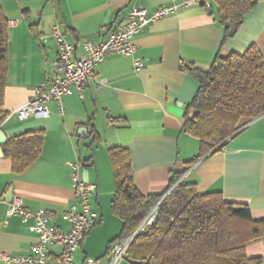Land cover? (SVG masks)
Returning a JSON list of instances; mask_svg holds the SVG:
<instances>
[{"label":"crops","instance_id":"crops-1","mask_svg":"<svg viewBox=\"0 0 264 264\" xmlns=\"http://www.w3.org/2000/svg\"><path fill=\"white\" fill-rule=\"evenodd\" d=\"M181 1L0 0L9 20L3 110L8 113L24 104L49 78L58 56L55 25L79 54L86 40L100 42L109 30L126 23L133 7L151 13ZM224 38L215 0L210 6L180 7L136 35V55L144 63L140 69L132 55L109 54L94 67L82 93L73 86L63 96V112L50 101L45 117H5L1 129L6 140L40 128L46 136L40 156L19 174L13 173L12 160L0 155V253L29 255L38 241L21 218L7 214L12 201L5 199L12 189L28 209L47 210L57 226L69 230L64 214L76 201L70 164L85 161L83 171L97 184L91 202L99 221L84 237L74 263L92 258L110 264L111 242L123 227L111 209L115 180L109 149L114 146L130 150L135 183L145 195L164 192L172 174L183 173L180 180L197 184L200 193L222 191L226 200L247 204L254 219H264V115L242 119L245 126L222 148L189 163L200 153L201 143L184 130V113L199 84L180 70V62L207 70L218 54H243L251 45L264 56V0L234 35ZM83 127L86 133L79 131ZM49 249L52 259L60 251L56 245ZM246 254L263 258L264 264V238L249 243ZM0 264L6 263L0 259ZM117 264L132 263L123 259Z\"/></svg>","mask_w":264,"mask_h":264},{"label":"trees","instance_id":"trees-1","mask_svg":"<svg viewBox=\"0 0 264 264\" xmlns=\"http://www.w3.org/2000/svg\"><path fill=\"white\" fill-rule=\"evenodd\" d=\"M258 2L215 0L218 21L225 29L224 39L230 36L228 20L241 26ZM8 26L9 20L0 4L2 120L7 114L3 106L9 69ZM179 68L199 84L184 113V130L201 143L200 153L190 164L222 148L245 126L240 124L242 119L264 115V56L257 46L251 45L243 54H218L207 70L187 60H182ZM45 136V129L40 128L4 142V156L12 160L13 173H21L40 156ZM109 157L115 180L111 209L123 221L121 234L111 245L136 232L154 209L156 215L154 222L136 235L124 259L132 264H260L263 261L261 257L249 258L246 254L249 243L264 238V219H254L247 204L226 200L222 191L200 193L197 184L180 180L183 173H173L164 192L145 195L135 183L130 150L114 146L109 149Z\"/></svg>","mask_w":264,"mask_h":264},{"label":"built area","instance_id":"built-area-1","mask_svg":"<svg viewBox=\"0 0 264 264\" xmlns=\"http://www.w3.org/2000/svg\"><path fill=\"white\" fill-rule=\"evenodd\" d=\"M211 2L212 0H182L180 3H173L151 13L144 7H133L126 23L109 30L107 37L100 42L86 40L83 43V50L79 54H77V46L67 40L66 34L58 24L55 25L52 35L57 42L58 56L49 78L36 88L35 93L28 101L8 112L6 118L17 116L20 120H28L32 117H45L47 103L50 101L57 103L60 111L63 112V96L71 94L73 86L82 93L94 67L104 61L109 54L132 55L135 68L140 69L144 63L136 55L138 46L134 40L139 32L152 21L178 13L180 7L196 4L210 6ZM100 83L104 84L106 80L102 79ZM70 166L76 201L69 206L64 214V218L70 224L69 230L65 231L57 226L47 210H30L20 198H14L9 205L7 214L21 218L22 222L27 224L28 229L37 234L38 241L29 255L1 252L0 259L6 264H75V253L79 250L84 237L98 223L99 213L91 202L92 195L97 191V184L84 180L82 176L84 165L80 161L73 162ZM155 217V210H153L136 232L111 245L110 264H117L125 258L136 235L140 230L151 225ZM50 245L60 248L53 259L50 257ZM100 263L101 259L92 258H86L83 262V264Z\"/></svg>","mask_w":264,"mask_h":264},{"label":"water","instance_id":"water-1","mask_svg":"<svg viewBox=\"0 0 264 264\" xmlns=\"http://www.w3.org/2000/svg\"><path fill=\"white\" fill-rule=\"evenodd\" d=\"M258 1H260V0H258ZM228 24H231V28H230V34L231 35H234L235 34V32H236V30H237V28H238V26H237V24L236 23H232L231 22V20H228ZM194 112V111H193ZM193 112H192V114H193ZM1 125H2V117L0 116V143H2L3 141H6V135H5V133H4V131L1 129ZM79 131H82L83 133H86L87 132V129H86V127H83V128H80L79 129ZM0 155L1 156H3L4 155V152H3V150H2V147L0 146ZM83 178H84V180L85 181H89L90 179H89V175H88V170L87 169H85L84 171H83ZM14 191H13V189L9 192V199H5V200H11V201H13V199H14V193H13ZM163 200V199H162ZM162 200L159 202V204L162 202ZM159 204L156 206V208L159 206ZM155 210V209H154Z\"/></svg>","mask_w":264,"mask_h":264}]
</instances>
